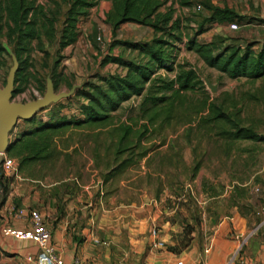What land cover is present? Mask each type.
<instances>
[{
	"label": "rangeland",
	"instance_id": "obj_1",
	"mask_svg": "<svg viewBox=\"0 0 264 264\" xmlns=\"http://www.w3.org/2000/svg\"><path fill=\"white\" fill-rule=\"evenodd\" d=\"M226 1L166 0L159 9L160 13L171 10L170 21H179L181 36L180 43L167 40L173 46L170 51L166 50L173 57L170 60L172 71L160 69L151 79L160 76L168 81L178 66H184L194 71L201 81L200 87L180 95L166 112L159 103L143 101L148 87L144 84L139 96H131L108 114L110 122L59 131L51 139V157L42 166H35L31 178L34 180L23 179L28 175L16 170V160L0 152V204L12 189H41V185L46 187L62 180L57 186L60 190L78 195L77 223L80 219L89 220L88 226H84L88 231L86 236L101 250L107 246L109 258L115 263L120 258L121 264L183 263L181 252L193 244L198 251L194 262L202 264L203 254L220 241L232 245L227 264L243 261L244 239L257 235L259 223L264 224V140L255 143L223 141L208 128L197 125L195 110L205 96L217 100L242 127L250 128L264 139V78L229 79L206 67L184 46L190 36H200L199 41L209 38L218 49L226 41L234 42L241 50L249 46V51L254 53L264 47V41H254L264 35V31L255 26H241L225 34L221 31L225 35L223 39L212 32L206 35V28L201 29L204 19L210 15L201 3L225 7L232 1L242 10L245 6L250 10L253 5L259 6L257 0ZM183 2L189 5L181 4ZM34 3L42 7L47 17L55 19L54 34L50 39L40 35L38 40L29 42L26 54L29 66L22 76L17 75L12 47L0 38L3 48L0 90L12 72L11 103L24 105L46 97L50 100L35 111L30 121H16L7 132L8 143L36 123L77 119L76 111L88 105L81 93L95 95L98 89L104 90L103 80L125 75L126 69L112 59L134 65L146 62L145 56L120 43H147L160 37L148 28L130 23L110 30L104 16L110 2L98 0L77 19L74 41L59 49L57 43L66 6L61 0H34ZM190 4L192 7L198 4L202 12L185 11L183 16L181 8ZM189 21L199 23L189 27ZM213 26L215 24L209 29ZM207 84L213 86L214 91ZM153 91L148 98L160 95ZM126 127L129 133L125 136L122 129ZM4 158L13 161V168L6 172L1 169ZM52 189L48 188L50 194ZM11 205L18 206V203L11 202ZM58 207L61 210L62 204ZM97 219L104 220L100 227L103 230L110 232L119 228L118 236L125 237L142 222L143 233H133V243L125 244L123 251L114 254L115 246L101 238L100 230L96 231ZM239 220L246 222L243 233L237 228ZM71 229H68L70 233H74ZM0 264L20 263L11 255L2 254Z\"/></svg>",
	"mask_w": 264,
	"mask_h": 264
},
{
	"label": "trees",
	"instance_id": "obj_2",
	"mask_svg": "<svg viewBox=\"0 0 264 264\" xmlns=\"http://www.w3.org/2000/svg\"><path fill=\"white\" fill-rule=\"evenodd\" d=\"M61 1L66 6V10L57 43L59 49L74 41L77 19L98 2V0ZM165 1L109 0L110 7L104 16L105 23L110 30L113 31L122 24L130 23L148 28L151 32L160 34V37L153 38L147 43H120L145 56L146 62L134 65L120 59H112V62L126 69L125 75L103 80L104 90L98 89L95 95L81 93V96L88 101V105L79 109L80 115L77 119L48 120L36 123L19 132L5 152L6 156H11L16 160L18 172H26V175L32 178L35 166H42L51 157V139L59 131L85 124L110 122L111 118L108 114L117 110L118 106L131 96H139L144 84H148V87L143 101L150 100L152 104L159 103L164 106L166 112L172 106L173 101L180 98V95L201 86V81L194 71L191 68L185 69L184 66H178V70L168 81L160 76L151 79L152 75L160 69L167 72L172 71L170 60L173 57L166 50L170 51L173 46L167 40L180 43L179 21H170V9H167L165 13L159 12ZM181 4L189 5L184 2ZM201 6L210 13L202 24L232 21H235L237 25L244 23L242 17L235 15L227 8L219 9L207 3H201ZM42 10V7L35 5L34 0H0V38H4L6 43L12 47L14 59L17 61L18 76H22L29 66L26 57L29 42L38 40L40 35L50 39L54 34L56 21L52 16L47 17ZM184 46L186 51L193 52L206 67L224 74L229 79L245 78L255 81L264 78V47H260L255 53L249 51V46L245 50L234 45H223L221 49H218L212 41L197 44L193 38L186 40ZM2 52L3 48L0 46V53ZM152 89L160 95L148 98ZM195 115L197 125L208 128L209 132L223 141L255 143L264 140L250 128L242 127L237 119L223 109V103L209 100L206 96L198 103ZM82 116L83 119H78ZM122 130L125 136L129 133L127 127Z\"/></svg>",
	"mask_w": 264,
	"mask_h": 264
},
{
	"label": "crops",
	"instance_id": "obj_3",
	"mask_svg": "<svg viewBox=\"0 0 264 264\" xmlns=\"http://www.w3.org/2000/svg\"><path fill=\"white\" fill-rule=\"evenodd\" d=\"M188 1L190 3L194 2V0ZM250 1L252 2L255 0ZM227 2L228 0L226 3ZM257 2H259V6L256 8L255 5H253L251 10L246 6L244 10H242V8H237L234 4H232V1L228 2L225 7L216 4H214L213 7H217L219 9L227 8L234 12L237 16L242 18L245 16L246 19H243V21L245 20L246 23L248 22V19L253 20V22H248L247 24H244L245 22L243 24L239 23L237 28L241 26H255V28H260L262 31H264V0H257ZM250 4L252 5L253 3ZM196 6L199 5L197 4L192 7L190 4V6L181 8V14L184 16L185 11L193 12L196 9ZM195 11L201 13L202 9L200 8L199 10ZM207 17H209V15H207ZM198 23L199 21H189L188 26L193 27V24L197 25ZM231 23H235V21L230 23H222V26H225V28H222L221 25L217 26L215 22L211 23L212 25L215 24V26H213L211 29H209V27H212V25H207L206 23H204L201 28H206V32H208L206 35H209V32H212V35L215 34L216 36L223 39L225 38V35H223L221 31L224 34L230 32L231 30L228 26ZM207 28L209 30H207ZM202 34L203 32L201 35ZM261 35L262 36L260 39L259 37H256L254 41H258V43L264 41V35ZM190 38L193 37L190 36ZM193 39L197 44H206L210 42L209 38L204 39L205 41H199L200 36H196ZM223 45H235V43L232 41H226ZM27 178L34 180L28 176L23 177V179L29 180ZM61 183L62 180H59V182H54L50 185H47L46 187L38 183L43 187L41 189H12L8 194V197L5 198L4 202L0 204V229L4 226H9L16 229H27L28 225L25 221L15 220L12 218L11 209L28 208L35 210L42 219L44 226L49 231V242L54 248L55 254L62 259L64 264H71L75 258L79 259L83 264H121V258L118 259V261L116 260V263L113 259L109 258V249H106L107 246H104V250H101L98 246H95L91 243L89 237L86 236L88 231L84 228V226H88L89 220L83 221L79 218L80 221L78 223L76 221V211L79 210L77 209V203L80 202L78 201V195L75 193L70 194L69 192L67 194V190H60L57 186ZM51 187H53V189L52 193L50 194V190H48V188ZM11 202L18 203V206L11 205ZM59 204H62L61 210L60 207H58ZM239 221L237 228L240 233H243L246 229V222L245 220ZM115 224L117 223L115 222ZM102 225H104V220L97 219L96 231L100 230L101 238L107 240L108 244L111 243L115 246L116 249L114 254H118L119 252L123 251L122 249H124L126 246L125 244H132V234L136 233L142 235L144 228V225L142 222H140L138 225L134 226L137 227V229L135 231H130L128 236L125 237L118 236L120 231L119 228L116 229V231L107 232L100 228ZM259 225L260 228L257 235L255 234L253 237L249 236L248 238H245L243 243L244 249L241 255V260L251 262L252 264H264V224L262 225V223H259ZM70 227H72L71 230H73L74 233H70L68 230ZM156 244H159V242L157 241ZM156 244L153 243L152 246L155 247ZM231 247L232 245L230 246L223 241L212 245L210 249L205 254H203L202 264H227ZM35 252V246L31 243L16 242L9 237L2 236L0 233V257L2 254L11 255L12 259L18 261L20 264H27L25 262V257L30 254L33 255ZM197 252L198 251H196V248L193 247V244H190L187 248H185L180 254L183 260L182 264H196L194 262V257L198 255Z\"/></svg>",
	"mask_w": 264,
	"mask_h": 264
},
{
	"label": "built area",
	"instance_id": "obj_4",
	"mask_svg": "<svg viewBox=\"0 0 264 264\" xmlns=\"http://www.w3.org/2000/svg\"><path fill=\"white\" fill-rule=\"evenodd\" d=\"M200 7L196 6V10ZM236 23H231L228 27L231 31L237 29ZM72 113V112H71ZM80 111H76V115L79 116ZM73 115V114H71ZM13 168V161L9 158H4L1 162V169L6 172ZM11 216L15 220L25 221L28 225L27 229H16L9 226H4L0 229V233L4 237H9L16 242H28L35 246L36 252L33 255H27L25 262L27 264H64L62 259L59 258L54 248L50 244L49 231L44 226L42 219L35 210L28 208L11 209ZM152 238L154 233L151 234ZM94 243L98 241L93 240ZM71 264H83L79 259H74ZM175 264H182L180 261ZM237 264H252L247 261H239Z\"/></svg>",
	"mask_w": 264,
	"mask_h": 264
},
{
	"label": "water",
	"instance_id": "obj_5",
	"mask_svg": "<svg viewBox=\"0 0 264 264\" xmlns=\"http://www.w3.org/2000/svg\"><path fill=\"white\" fill-rule=\"evenodd\" d=\"M12 72L8 74L5 87L0 90V152L5 153L11 143L7 142V132L14 127L18 119L28 122L35 111L45 106L50 98L38 99L24 105L13 104L11 98ZM211 91L214 87L207 84Z\"/></svg>",
	"mask_w": 264,
	"mask_h": 264
}]
</instances>
